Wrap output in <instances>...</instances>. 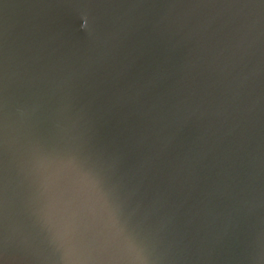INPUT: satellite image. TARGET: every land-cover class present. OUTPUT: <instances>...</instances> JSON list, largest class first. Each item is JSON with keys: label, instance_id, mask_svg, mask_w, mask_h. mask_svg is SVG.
Masks as SVG:
<instances>
[{"label": "water", "instance_id": "obj_1", "mask_svg": "<svg viewBox=\"0 0 264 264\" xmlns=\"http://www.w3.org/2000/svg\"><path fill=\"white\" fill-rule=\"evenodd\" d=\"M0 264H264V0H0Z\"/></svg>", "mask_w": 264, "mask_h": 264}]
</instances>
